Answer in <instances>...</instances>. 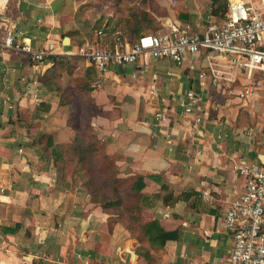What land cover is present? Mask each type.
<instances>
[{"label":"crops","instance_id":"1","mask_svg":"<svg viewBox=\"0 0 264 264\" xmlns=\"http://www.w3.org/2000/svg\"><path fill=\"white\" fill-rule=\"evenodd\" d=\"M89 1L97 2L0 0V43L11 31L31 51L55 49L37 84L28 53L0 49V264H226L232 237L223 219L244 185L231 165L264 166V135L250 127L243 86L200 79L204 53L181 66L169 58L113 64L102 75L73 53L95 43L118 49L171 26L202 33L223 20L215 10L227 0ZM188 94L197 99L191 114L180 103ZM66 144L84 147L85 175L62 164L58 156L76 159L59 151ZM141 177L135 225L168 232L160 247L133 235L122 210L102 208L90 190L130 191Z\"/></svg>","mask_w":264,"mask_h":264},{"label":"built area","instance_id":"2","mask_svg":"<svg viewBox=\"0 0 264 264\" xmlns=\"http://www.w3.org/2000/svg\"><path fill=\"white\" fill-rule=\"evenodd\" d=\"M254 1L259 4L254 6ZM100 35L98 32L97 37ZM0 49L29 54L35 75L33 84L38 83L40 64L55 52L54 44L50 42L38 51L15 44L11 31L5 34ZM201 53H204L205 65L199 78L209 77L213 86L220 83L233 85L243 76L249 80L256 72L264 73V0H227L223 20L209 24L202 33H187L171 26L167 33L142 35L118 49L97 43L85 44L73 54L92 64L101 75L110 65L124 66L138 59H142L143 66H147L149 59L161 58H169L181 66L187 56L194 58ZM154 93L152 90L150 95ZM254 93L253 86L243 85L238 97L245 100ZM187 96V102L180 98V103L184 112L191 114L197 99L192 94ZM34 99L36 101V95ZM155 117L161 122L166 119L162 112ZM198 122L196 119L195 123ZM231 170L244 179V185L241 192L233 191V199L223 219V227L232 237L226 264H264V166L239 160L231 165Z\"/></svg>","mask_w":264,"mask_h":264},{"label":"trees","instance_id":"3","mask_svg":"<svg viewBox=\"0 0 264 264\" xmlns=\"http://www.w3.org/2000/svg\"><path fill=\"white\" fill-rule=\"evenodd\" d=\"M218 1H224V0H214L215 3H218ZM225 8H223V5L219 3L217 9L215 10L216 13H222L225 14ZM62 148L59 151H65L68 153H74L76 154V160L74 163V169L77 174L85 175V169L84 167L86 166V151L84 147L77 145H72V144H66L64 146H61ZM70 155H63V156H58L62 158V164H64L65 161H67L66 157ZM72 158V157H71ZM137 184V186H136ZM135 186H132L130 189V193L134 194V192H140L143 188V178H139L136 181ZM94 194L97 195L98 200L101 201V207L104 209L107 208H119L122 202V197L117 190V187L114 186V189L107 194V189H102L99 187H96L94 189H90ZM127 210L130 211V217H131V222L130 221H125V226L126 228L133 233V235H138V233H141L143 237L147 238L148 241L150 242L151 245L153 246H162L166 240H169L171 238V235L168 234V232L160 231L157 234H152L151 233V228L153 227V222L148 223V224H143L139 225V228L137 225H135L137 219L135 218L136 212L138 209L134 208L133 206L129 207ZM137 224V223H136ZM137 227V229H136ZM137 232V234H135Z\"/></svg>","mask_w":264,"mask_h":264},{"label":"rangeland","instance_id":"4","mask_svg":"<svg viewBox=\"0 0 264 264\" xmlns=\"http://www.w3.org/2000/svg\"><path fill=\"white\" fill-rule=\"evenodd\" d=\"M103 2V3H102ZM89 4H102L105 7V2L103 0H97L96 1H89L87 2L86 5ZM257 2H253V5L256 6ZM107 8V7H106ZM111 66V65H110ZM109 66V67H110ZM108 67V68H109ZM102 75V74H101ZM242 80V81H241ZM253 86L255 88V93L250 97L251 100V105L253 108V121L254 123L250 125V127L253 128L254 132L256 131L255 128L259 127V132L257 131L256 135H264V73L263 72H256V75L254 76L253 79H245V77H241L239 79V81L236 83V86ZM67 161L64 162V164L67 165V168L70 169V167H74V164L72 162H74V158L71 156H67L66 157ZM91 163L93 164V166L95 167V169L97 170L98 165L100 163V159L99 157H93L91 160ZM90 163V165H91ZM98 171V173H97ZM95 172V180L96 182L105 187V185H103V180H102V176L103 173L101 171V167L98 168ZM97 176H99L97 178ZM92 186H90L91 188ZM129 185H125V187H119L117 188V190L119 191L121 197H122V202L119 208L117 209H121L122 210V217H124L125 221H130L131 222V217H130V211L127 210L129 207L133 206L134 208H137L138 206L136 205L135 198L132 193L129 192ZM114 189V188H113ZM101 206V204H99Z\"/></svg>","mask_w":264,"mask_h":264},{"label":"water","instance_id":"5","mask_svg":"<svg viewBox=\"0 0 264 264\" xmlns=\"http://www.w3.org/2000/svg\"><path fill=\"white\" fill-rule=\"evenodd\" d=\"M69 42V39L66 37L64 38V43H68Z\"/></svg>","mask_w":264,"mask_h":264}]
</instances>
